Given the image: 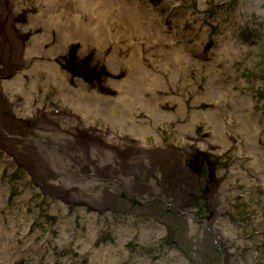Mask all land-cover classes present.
Segmentation results:
<instances>
[{
    "label": "rangeland",
    "instance_id": "obj_1",
    "mask_svg": "<svg viewBox=\"0 0 264 264\" xmlns=\"http://www.w3.org/2000/svg\"><path fill=\"white\" fill-rule=\"evenodd\" d=\"M86 2L87 0H71L68 5L61 6L60 10H50L44 9L47 7L45 3L42 9L39 0H21L20 3L17 0H0V264H264L263 16L253 9L251 0H125L126 6H136L144 13L143 25L148 23L149 17L153 18L152 14L155 12L161 15L162 25L174 35L170 43L161 40L154 45L150 44L151 40L146 34L134 36L133 40L127 39L126 35L120 37L121 48L124 50L118 54L121 53L124 63L137 53L150 62L152 59L147 71L150 74H141L133 84L125 80L127 69L123 68L121 73H115L112 58L118 41L103 34L107 25H104L102 34L96 33L93 41L86 44V51L79 39L73 40L66 50L62 44L66 38L58 40L59 43L51 48L49 44L40 48L34 45L31 17L40 13H44L46 18L61 12L75 14V9ZM261 4L264 6V3ZM92 10L96 11L89 7L80 10V15L84 18L83 25L89 22L88 14ZM108 24L113 26L114 32L118 28L124 31L125 27L121 23ZM202 29L207 30L208 37L204 42H199ZM221 32L226 37L230 35V38L239 41L232 58L227 56L223 50L225 44L222 45V41L218 39ZM37 33L42 34L41 31ZM18 39L22 44L17 43ZM103 43L106 45L100 51L98 45ZM130 43L135 47H131ZM137 44L140 45V50H137ZM26 49L34 53L27 54ZM168 50H173V72H165L161 68ZM31 56H42L47 61L31 62L24 68L23 65ZM51 58L53 62L49 61ZM19 71H22V76L26 79L21 81L24 88L30 86V72H35L33 76L41 83L37 86L39 99L32 104L27 103L25 110L16 114L10 101L11 94L5 88H16L18 81L12 77H4L3 74ZM152 71L156 75H152ZM78 72L85 73L87 78L76 75ZM159 76L163 79L165 89L153 86ZM63 78L67 82L72 81L68 85L75 91L79 88L84 90L83 102L93 101L96 106L75 108L69 103H63L65 100L60 97ZM112 79L121 82L113 85L110 81ZM214 79L217 80L216 85L221 87L211 89L209 81ZM153 89L158 96L172 99L173 102L165 100L160 106L164 109L175 108L174 118L167 120L168 116L167 119L156 122L152 117L154 108H134L139 112V119L135 118V122L144 123L146 131L142 134L136 129L132 130L134 128L131 125L126 129L122 128L126 136L122 140L138 145L131 143L129 147L121 149L143 152L149 146H154V140L162 138L164 144L157 146L166 150L170 146L165 143L166 136L180 140V133L173 131L180 125L189 128L184 132L193 142L192 145L199 141L203 146L199 149L187 146L176 159L182 160L185 152L189 155L198 151L210 152L212 147L208 148L204 144L205 139L220 140L222 147H217L215 143L212 145H216L214 151L224 158L221 159L219 155L222 163L215 167V171L225 172L220 176L221 184L218 185L224 195L215 198V202L221 206L224 200L228 203V208L220 210L217 203H214L211 192L216 182L208 175L210 189L203 188L201 192H191V189L184 193L186 200L190 199L188 209L165 212V206H159L164 201L159 199L168 196L163 187L168 184L166 178L159 177L155 171L152 175L154 177L156 174L158 180L154 177L152 186L148 185L146 189L140 187L147 183L146 176L149 178L151 175H145L148 173L146 163L150 162L146 155L143 156L145 164L142 174L131 177L126 175L127 178L130 177L127 180L130 183L128 186L134 189L138 187L139 190L134 191L137 198L129 195L125 202L117 200L111 193L112 189L101 178L79 180L82 178L78 179L71 172L72 165L56 172L49 169V162H43L41 148L59 154L70 153L74 157L70 152L75 147L71 144L73 139L70 138L73 137L69 136L64 143L60 136V126H56L53 121L61 119L67 128L74 122L73 126H81L87 131H91V127L108 131L114 117L118 119L121 115L132 113L133 107L128 104L134 102L142 91L151 93ZM213 89L219 93L215 94L214 99L211 97L213 92L210 94ZM26 95L30 96L28 93ZM221 95L236 103L241 100L239 96H243L250 104L222 105L223 100L218 97ZM110 103H115L114 107L108 105ZM194 108L196 111L198 108L201 112L208 111L212 115L204 119L200 114L202 117L199 118L202 120L198 118V129L192 134L193 125L187 126L184 122L191 120L190 111ZM36 110L43 114L53 112V120L49 121L50 114L34 118ZM113 111L118 113L111 116ZM70 112L75 117H82L85 124L70 121L67 115ZM223 112L231 115L230 118L221 115ZM211 118L218 122L211 124L214 126L212 129L218 130L217 134L209 129V132H202L200 129L207 126V121ZM238 120H242L243 124ZM228 122L233 124L229 128L230 138L235 141L224 142L219 131L228 127ZM200 138H204V141L199 140ZM83 139L80 147L86 146L89 150L94 143L99 140L103 143L105 140L103 137L96 142ZM67 142L69 143L66 144ZM65 144L69 147H65ZM100 156V159L95 158L90 162L93 164L87 170L90 168L94 175L100 174L104 169L106 175L112 178L103 163L118 167L117 157L106 159V155ZM163 157L167 159L168 155L164 154ZM162 169L163 165L160 164L159 170ZM119 174L123 173L116 175ZM62 179L73 184L64 187L63 184L66 183ZM82 181L83 184L99 182L93 187V198L73 196L74 190L69 188L77 187ZM188 182L192 184L185 187L197 184L195 174ZM108 183L115 185L118 181L111 179ZM116 187L118 189L122 185ZM118 190L121 191V188ZM205 190L206 194L202 193ZM76 192L82 194L80 189ZM87 193L90 194L89 191ZM156 194L159 199L157 197L155 200ZM174 201L178 202L177 199ZM177 205L181 207L180 204ZM198 206L208 207L213 211L207 216L208 221L184 215ZM191 220L194 226L191 225ZM141 227L146 228L143 234ZM221 238L224 239L223 243ZM225 242H232L235 250L228 251L224 248ZM100 247L106 250H100L102 255L98 257L99 251L96 249Z\"/></svg>",
    "mask_w": 264,
    "mask_h": 264
},
{
    "label": "bare ground",
    "instance_id": "obj_2",
    "mask_svg": "<svg viewBox=\"0 0 264 264\" xmlns=\"http://www.w3.org/2000/svg\"><path fill=\"white\" fill-rule=\"evenodd\" d=\"M21 0H17V3H20ZM69 1L71 0H39V5H41V8L43 9V4H47V7L44 9H50V10H54V9H59L61 6L65 5V4H69ZM23 2V1H22ZM251 2L253 3V9L258 10V12L261 14V16H263L264 18V6L261 3H264V0H251ZM91 8L94 9L96 11L92 10V13L89 12L88 14V18H89V22H87V24L83 25V20L84 18L80 15V10L82 9H86V8ZM78 8V9H77ZM75 9V14L71 13V14H66V13H57L53 16L48 15L47 18L45 17L44 13H40L38 16H34L31 17L30 21H31V30L33 32V37L32 39H34V45L38 48L40 47H47V45H50V48L53 47L54 45H56L57 43H59L58 40L62 41V38H66L64 39V42L62 41V44L65 45V50L67 49L68 45L73 41V40H77L79 39L80 41L83 42L84 47L83 49L86 51L88 50V45H86L87 43H90L93 41V36H96V33H100L102 34V29L104 27V25H107L105 33H103L104 35L110 36V38H112L113 40H117L118 41V47L115 50V54L113 56V67L115 65L116 67V71L115 73L119 74L122 72L123 68L127 69V77H126V81L128 82H132L133 84L136 81V78L141 76V74H150V72L148 71V66L152 63V59L151 62L149 60H147L146 58H144V56L141 54L139 55L138 53L136 54L135 57H131L126 63L123 62L124 59H122L123 57L121 56V53L118 54L119 51L124 50V48L122 47L121 44V40L120 37L123 35L127 36V39L129 40H133L134 36H142L143 34H146L148 38H150V44L154 45L156 41H169V43L172 41V39H174V35H171L169 31H167L166 27L164 25H162V18L161 15H157V13H153V18L148 19V23L146 25H143L144 23V13L142 11H140L139 8H137L136 6H126L125 4V0H87L86 3L78 6ZM60 10V9H59ZM232 12H236L235 10H232ZM108 22H117V23H121L124 28V31L118 28V30L116 32H114L113 30V26H111L110 24H108ZM42 32L41 35H39V33L37 32ZM202 36H200V39H198L199 42H204L207 37H208V32L207 30H203L202 29ZM225 33L218 36V39L222 41V45L223 43L225 44V46L223 47V50L225 51V53L227 54V56H229L230 58H232L235 55V51L236 49V45L239 43V41H237L236 39L230 38L229 34L226 33V35H229L228 37H226L224 35ZM19 44H22L20 42V40L18 39ZM133 43H130L131 47H135V45H132ZM86 45V46H85ZM106 43L103 44H99L98 46L100 47V51L105 47ZM138 47L137 50H140L141 47L139 44H137ZM64 50V51H65ZM26 53H34V51L31 50H27L26 49ZM167 56L166 59L164 61V63L162 64V69L165 72H173V64H174V59H173V50H168L167 51ZM139 56V57H138ZM54 59V57H52ZM49 60L50 62H53V60ZM45 58H43L42 56H31L30 60H28L27 62H25V64L23 65L24 68H27V65L31 64V62H44ZM47 61V60H46ZM45 61V62H46ZM229 67H231V65L229 64ZM139 71V72H138ZM35 72H30L28 73L30 78L28 79V81L31 83L29 84L30 86L28 88H24V85H21V81H26L25 78H23L22 76V71L19 72H9V73H4L3 76L4 77H12L14 79H16L18 81V86L16 88H5L7 91H9V93L11 94L10 97V101L12 102V107L14 109V111L16 112V114H20V110H25V108L27 107V103L32 104L33 102H35L37 99H39V95H37L39 92H37V86L39 85V83H41L38 78H36L34 75ZM152 75H156L155 72H151ZM76 75H83L85 78H87V75L83 72H78L75 73ZM23 78V80H22ZM162 78L161 76L158 77V81L156 82L155 85H153L155 88L157 89H165V87L163 88V83H162ZM111 82H113V85H118V83H120L121 81H119L118 79H112L110 80ZM217 80H210L209 82L211 83V89L217 87H221L216 85ZM72 82V81H69ZM69 82H67V80L65 78L62 79L61 85H60V91H61V98L63 100H65L67 103L71 104L73 107L75 108H82V107H94L96 106V104L93 101H85V94L82 93V91H84L82 88H79L78 90H74L73 88H71L68 84ZM28 89L30 90V92H27ZM228 89V88H225ZM1 90H3L1 88ZM229 90V89H228ZM232 90V89H230ZM211 91V90H210ZM121 92V91H120ZM213 92V95L211 96L212 99H214L215 94H219L218 92H215V89H213L210 94ZM228 92V91H226ZM28 93V95H30L29 97L26 95ZM122 96H127V94H122ZM235 97V93L233 95ZM238 96V95H237ZM220 97L223 101L221 102L222 105H226L228 103H230L231 105L235 106L238 105L239 103L243 104V105H249L250 103L246 100L243 99V96H239L241 98L240 102L236 103L233 101V99L231 101L227 100L228 97H224L223 95L218 96ZM44 98V97H43ZM226 98V99H223ZM134 98H132L133 100ZM170 102L172 99H170V97L167 98H163L160 97L156 94V91L153 89L151 93H147V92H141V94L137 97L136 100H134V102H132L131 104L129 103L128 105H130L131 107H133L132 109V113H128V115L125 114V116L121 115V117H118V119H116L115 117L113 118L114 120H112L111 122V129H109L108 131H106L105 129H98V128H92L91 127V131H87L85 130V128H82L81 126L76 125V122H80V125L85 124L83 122V118L82 117H75V114H70L67 113V115L70 117V121L75 120V125L73 126L71 122L70 123V127L67 128V126L64 125V123L61 121V119L53 121L54 124H56V126H60V136L62 138V141H64L65 143V139L68 138L69 136L73 137L75 139V142L77 141V137H79L80 139V145H77L75 147H73L71 149L70 152H72L73 156H71L70 153H67V155H69L68 158H63L62 156L64 155V153L62 154V152L56 153L53 151H48L47 149L43 150V148H41L40 151H42L40 153V155L43 158V162L44 163H50V169L55 170L56 172H58V166H61V168L65 165V163H74V165L76 164L77 167L82 168V169H86L88 168V166H91L93 164L90 163L91 161H93V159L98 158L100 159V155H106V159L107 158H111L114 159L115 157H117L118 161H116V164L119 165L117 166H109L106 163H103L104 166H106L105 168L108 169L110 171V174L112 175V178L108 177V175H106L105 170L103 169V171L100 174H97L95 178V180H98V178H101L102 181H105L107 186L110 187L112 189V194L113 196L116 197H121L124 195V192H127V190L129 191H138L139 188L135 187H128L127 183H129L127 180L131 177V175L133 176H138V174H142L143 171V166L145 164L144 160L145 159L143 156L146 155V157L150 158V162L146 163V173L145 175H150L149 178L146 176L147 179V183L144 184V186H140V187H144L146 189V187L152 186V181L155 180L154 177H156V180H158L159 177H165L166 181L168 182L167 185H164V192L165 189L168 192V196L166 197H162V200L159 199V195L156 194L154 197V199L156 200V198L158 197V199L160 201H164L163 203H161V205L159 206H165V212L167 213H171V211H173L174 209H180L181 211H184V208L188 209V206H190V199L186 200L185 198V194L189 192L191 189H193L191 192H193L194 190L199 189L198 183L192 187H185V186H190L188 180L191 178H193V175L196 174V171H194L191 167L188 166V168H181V163L179 159H173V160H177V162L172 161L171 157L169 156L170 151L172 150L171 146L176 148L177 153H179L180 148H182V146H176V144L179 145H187V146H191L193 144V142H191L190 138L187 136H185V132L186 130H189V128H184L182 125L179 126L178 129H174L173 131H178L180 133V140H166L165 143L166 145H170L168 147H166V150H164L163 148L161 149L160 146H157L160 143L164 144V139L162 138H157L156 141L152 142L154 143V146H149L146 151L143 152H139V153H135L132 151L124 150L121 149V147H125L127 148V146L129 147V145L131 143L138 145L137 143L131 142V141H127V140H122L124 139V137H126L123 132V129H126V127H128L129 125H131L134 129L132 130H138L140 131L142 134H144L143 132L146 131L145 128V124L144 123H137L135 122V118H138V114L139 112L136 111L135 109H138V106L141 107H145V108H154V111L152 113V117L154 118V120L157 122L158 120L161 119H167L166 117H168L167 120L174 118L173 114L175 113V108L173 107H165L162 108L160 105L164 104V101ZM227 100V101H224ZM163 101V102H162ZM83 102V103H82ZM173 102V101H171ZM115 103H110L108 105H111V107H114ZM113 105V106H112ZM220 105V104H219ZM159 107V109H157L156 107ZM165 106V105H164ZM110 107V108H111ZM135 108V109H134ZM37 109V108H36ZM208 109V108H207ZM171 111L169 113H167L166 111ZM209 111L211 110L208 109ZM24 112V111H23ZM174 112V113H173ZM183 112V111H182ZM115 113H118L116 111H113L111 116H115ZM184 113V112H183ZM216 113V112H214ZM230 113V112H229ZM50 114V112H49ZM49 114H43L42 111H35L33 114L34 118H38L40 116H47ZM53 114V112H52ZM50 114L49 115V121L51 122L53 120L54 117H52L53 115ZM55 114V112H54ZM200 114L203 115L204 119L208 118L209 116L212 115V113H209L208 111L206 112H201V109H197V111L195 110V108L190 111V119L191 120H186V122H184L185 125L187 126H192L191 130H192V134H195V130L198 129L197 127V122H199L202 120L199 117H202ZM214 115V114H213ZM221 115H227L228 119L230 118L227 113L223 112ZM199 118V119H198ZM139 119V118H138ZM209 120V119H208ZM207 121V120H206ZM237 122L242 123V120H238ZM212 123H218L216 119L211 118L209 121H207V126H203L201 129L202 132L206 131L209 132L210 130L213 132V134H217L216 132L218 130L216 129H212L214 126H211ZM229 125L228 127H226L225 129L219 131V133L222 135L223 137V141H235V139L230 138L231 134H230V126H232L233 124L231 122H228ZM241 124V125H242ZM136 126V127H134ZM209 129V131H208ZM67 132V133H66ZM150 132V131H149ZM151 133V132H150ZM190 133V135H191ZM146 135H148V133H146ZM198 135V134H196ZM192 136V135H191ZM190 136V137H191ZM104 138L105 140L103 141V143L99 140L100 138ZM87 138L89 142L93 141L96 142V140H99L97 143H94L91 147L92 149L89 150V148L87 149L86 146H83V148H85V150L83 151V148L80 147L81 143H82V139ZM83 139V140H84ZM204 138H200L199 140H203ZM91 140V141H90ZM253 141V140H252ZM251 141V142H252ZM123 142V143H122ZM78 143V141L76 142ZM122 143V144H121ZM210 143V144H209ZM212 143H215L217 145V147H222V142L218 139L213 140L212 141H208L207 139H205V143L208 148H211L210 152H204V153H210L213 154L214 156H211L210 154L207 155H203L201 154L200 158L203 163H205L206 161V166L209 168V170L205 171L207 172V176L210 175L212 178L211 180H213V182H216V185L214 187H212V192L213 193V199H214V203L217 198L221 197L222 195H224V192H222L218 185L221 184L220 181V176L224 175L225 172L222 171H215V167L216 165L219 163L221 164L222 162L220 161L221 159H224L221 156V159L219 157V155L217 154L215 150V146L212 145ZM249 143V142H247ZM198 145L194 144L196 146L197 149L200 148V146L202 147V144H199V141L197 143ZM142 146V145H139ZM206 146V147H207ZM118 147H120L118 149ZM217 149V148H216ZM125 153H124V152ZM92 152V153H91ZM183 152V151H181ZM81 153H87V155H81ZM123 154V155H121ZM166 154L168 155V158L165 159L163 157V155ZM192 154V153H191ZM190 154V155H191ZM189 153L187 154L185 152V155H183L182 157L186 158V159H193V158H189L190 157ZM120 156V157H119ZM220 159V160H219ZM89 162V163H88ZM121 162V164H120ZM159 162V163H158ZM95 164V162H94ZM98 164V163H97ZM162 164L163 165V169L159 170V165ZM170 164H178V167L180 168L179 170L177 169V165L170 166ZM158 165V166H157ZM206 167V168H207ZM156 173L159 175L156 176V174H154L153 177V173ZM61 172V171H60ZM72 172V171H71ZM79 172V171H77ZM122 172L123 174H119L116 175L117 173ZM209 172V173H208ZM72 174V173H70ZM115 174V176H114ZM85 175V174H84ZM126 175H129L130 177L127 178ZM114 176V177H113ZM117 176V177H116ZM144 176V175H143ZM152 176V177H151ZM226 176V175H225ZM151 177V178H150ZM112 179V181L115 179L116 181H118V183L114 184H109L108 182H110ZM205 182V186H203V188L207 189L206 185H209V179L206 178V174L204 176ZM75 180V179H73ZM80 180V179H79ZM81 180H84L81 179ZM163 180V179H162ZM85 181V180H84ZM86 182L83 184L81 182H77L78 186H73L74 188H69L70 190H74L73 196L76 197L78 195H82V197H88V198H93L94 196V191H93V187H96V184L98 185L99 182ZM207 183V184H206ZM69 186L70 184H73L72 182H68ZM122 185L123 187L121 188V191H119L118 188L117 189V185ZM130 184V183H129ZM179 187H185L183 189L177 190V188ZM77 189L82 190V194H80L79 192H76ZM84 190V191H83ZM87 191L90 192V194L87 193ZM116 191V192H115ZM160 191V190H159ZM218 191L220 192V195L217 196ZM190 192V193H191ZM98 194H100L99 192H97ZM93 194V195H92ZM206 194V193H204ZM85 195V196H84ZM217 196V197H216ZM216 198V199H215ZM178 200V202L174 201V200ZM220 200V199H219ZM222 200V199H221ZM220 200V201H221ZM153 202V201H152ZM169 204V206H167L166 204ZM186 203V204H185ZM177 204H180L181 207H178ZM219 203H217V206L220 210H224V208H228V203H226L224 200L222 201V205L219 206ZM217 212V211H215ZM85 215L86 217H88V212H86L85 210ZM181 213V212H180ZM213 211L209 210L208 207H196L193 210H189V212L187 214L184 215H192L194 218H196L197 220L200 219L202 221L207 220V216L212 214ZM264 220V219H263ZM208 221V220H207ZM191 225L194 226V222L191 220ZM146 228L141 227V233H145ZM214 235L217 236L216 233H214ZM220 237V235L218 236ZM220 241H224V239H220ZM232 242H225V246L224 248H227L228 251H233L235 250L233 248V245H231ZM97 251H99L98 253V257L100 255H102L100 250H106L103 247H100L98 249H96ZM96 252V251H95Z\"/></svg>",
    "mask_w": 264,
    "mask_h": 264
},
{
    "label": "flooded vegetation",
    "instance_id": "obj_3",
    "mask_svg": "<svg viewBox=\"0 0 264 264\" xmlns=\"http://www.w3.org/2000/svg\"><path fill=\"white\" fill-rule=\"evenodd\" d=\"M63 103H65V104H67V102L65 101V102H63ZM70 139H73V143H71V144H73V146H76V145H80V139H79V137H77L76 139H77V141H78V143H76L75 142V139L74 138H70ZM165 140H172V138H170L169 136H166L165 137ZM154 141H156V140H154ZM69 142H67L66 144H68ZM65 144V147H69V145H66ZM196 145H198V144H196ZM173 146V145H172ZM171 146V148H172V150L170 151V154H169V156L170 157H172V161H173V163L174 162H177V160H173V159H175V158H178L177 156H178V154L179 153H181V151H184L185 150V148L187 147V145H179V144H176V146H182V148H180V150L181 151H179V153H177V152H175L176 151V148H174V147H172ZM194 148H196V146L195 145H192ZM172 153L173 154H176V155H172ZM63 154V153H62ZM201 154H203V155H207V153H204V151H202V152H200V151H198V152H196V153H192L191 155H190V157L189 158H193V159H186V158H184L183 157V159L180 161V163H181V168L183 167V168H188V166L189 167H191L194 171H196V174H195V180L197 179V182L196 183H198V186H199V189H197L198 191H200L201 192V190L203 189V186H205V184H204V182H205V180L206 179H204V176H205V174H206V178H207V172H205V171H207L209 168L206 166V161H205V163H203L202 161H200L201 160V158H200V156H201ZM121 155H123V154H121ZM63 158H68L69 157V155H67V153H64V155L62 156ZM73 163V162H72ZM64 166L63 167H67L68 165H72V173H74L77 177H78V179L79 178H84V180H87V179H93V180H95V178L96 177H94V176H96L97 174H94L93 175V173H91L90 171H91V169L89 168L88 170H87V168L86 169H82V168H78L77 167V165L75 164L74 165V163L73 164H69L68 162L67 163H65V161H64ZM50 163H49V169L51 168L50 167ZM174 165H177V169L179 170L180 168L178 167V164H170V166H173V168H174ZM63 167L61 168V166H58V171H60V170H63ZM207 167V168H206ZM77 171H79V172H77ZM85 174V175H84ZM191 178V177H190ZM63 181L65 180V183L66 184H63V186L64 185H68V181H66V179H62ZM81 180V179H80ZM167 182V181H166ZM129 184L127 183V186H128ZM208 187L207 188H209L210 189V186L209 185H207ZM62 187V186H61ZM65 187V186H64ZM123 187V186H122ZM129 187V186H128ZM206 192V190L205 191H203L202 193H205ZM129 195H132V196H135V198H137V193L136 192H134V191H129V190H127V192H124V195L123 196H121V197H116V199L117 200H122L123 202H125V200H128L129 199ZM161 200H162V197L160 198Z\"/></svg>",
    "mask_w": 264,
    "mask_h": 264
}]
</instances>
